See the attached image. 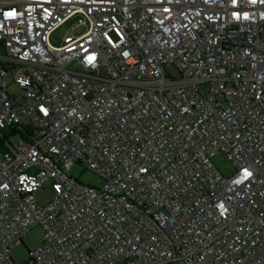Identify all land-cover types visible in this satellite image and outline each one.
Wrapping results in <instances>:
<instances>
[{
    "label": "built area",
    "instance_id": "1",
    "mask_svg": "<svg viewBox=\"0 0 264 264\" xmlns=\"http://www.w3.org/2000/svg\"><path fill=\"white\" fill-rule=\"evenodd\" d=\"M0 132V264H264V0H0Z\"/></svg>",
    "mask_w": 264,
    "mask_h": 264
},
{
    "label": "rangeland",
    "instance_id": "2",
    "mask_svg": "<svg viewBox=\"0 0 264 264\" xmlns=\"http://www.w3.org/2000/svg\"><path fill=\"white\" fill-rule=\"evenodd\" d=\"M86 31V27L81 26L79 23L78 16L73 17L67 20L64 24H62L58 29L54 31V33L50 37V43L54 47L64 46L74 39L77 36L81 35ZM74 67V64L71 65ZM171 73L176 74L175 69L170 68ZM17 88L15 86L9 87V92L11 94L17 92ZM11 141H15L14 137L10 138ZM2 142V133L0 132V148ZM213 164L215 167L221 171L222 174L228 176L232 174L235 170L234 165L227 159L224 154H217L213 158ZM73 175L78 178L82 183L88 184L94 187H101L103 184L102 179L94 174L91 171H83L82 168L78 165L74 166L72 169ZM34 197L41 206H45L47 203L51 201L53 198V194L50 191L48 186L39 189L34 193ZM45 232L42 227L36 226L29 230L25 236L23 237L22 243L17 244L11 251L10 256L17 264H25L29 259V251H33L38 248L44 240Z\"/></svg>",
    "mask_w": 264,
    "mask_h": 264
},
{
    "label": "trees",
    "instance_id": "3",
    "mask_svg": "<svg viewBox=\"0 0 264 264\" xmlns=\"http://www.w3.org/2000/svg\"><path fill=\"white\" fill-rule=\"evenodd\" d=\"M1 144H2V142H1ZM21 243H22V242H21ZM31 252H32V251H29V254H31Z\"/></svg>",
    "mask_w": 264,
    "mask_h": 264
},
{
    "label": "water",
    "instance_id": "4",
    "mask_svg": "<svg viewBox=\"0 0 264 264\" xmlns=\"http://www.w3.org/2000/svg\"><path fill=\"white\" fill-rule=\"evenodd\" d=\"M21 244V243H20Z\"/></svg>",
    "mask_w": 264,
    "mask_h": 264
}]
</instances>
